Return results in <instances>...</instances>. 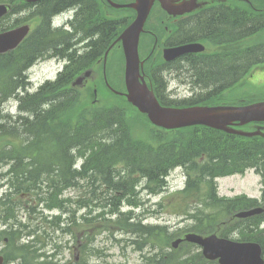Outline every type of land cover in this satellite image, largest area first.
Returning <instances> with one entry per match:
<instances>
[{
  "label": "trees",
  "instance_id": "trees-1",
  "mask_svg": "<svg viewBox=\"0 0 264 264\" xmlns=\"http://www.w3.org/2000/svg\"><path fill=\"white\" fill-rule=\"evenodd\" d=\"M254 10L260 12L256 13ZM229 13L227 19L216 18L211 25L219 31L227 30L230 41L249 37L264 28V0H255L253 9L249 6L238 9L231 7ZM234 22H242V27L233 30ZM106 24L107 22L104 25ZM207 26L208 24L203 27L204 31ZM103 28L101 26L102 32ZM48 36L51 41H46L48 38L39 33L33 42L32 34L16 50L5 56L0 55V102L6 97H17L24 89L26 81L23 71L26 65L33 61V47L38 42H43L44 46L37 45L36 51L46 52L53 49L54 54L64 56L65 47L62 46L67 41L65 32L52 30ZM103 50L99 48L92 52L98 55L102 54ZM233 51L236 49L231 53ZM244 54L236 58L230 57L228 61L230 84L243 68L246 70L250 68L251 58L258 55L262 57L259 60L264 61V42L246 48ZM244 56L249 58L243 61L241 58ZM89 65L71 64L68 72L60 74L55 81L45 83L33 94L21 96L19 98L21 115L16 117L19 118L16 121L18 123L8 130L13 132L10 135L12 140L5 143V149L0 148V154L9 157L16 155L33 157L32 155L37 154L39 155L37 158L41 160H50L57 154L55 161L50 165L54 164V171L58 170L59 173L54 174L53 179L60 183L66 179L62 175L63 162L67 160L69 170L73 172L74 158L86 156L82 168L92 177L91 188L87 192L90 193L89 196L94 197L96 189L100 186L102 201L110 207L97 216L104 220L106 212L115 213L117 218L108 222L131 232L135 236L132 242L138 249L143 248L145 244L160 246L161 237L154 233L151 227L141 225L139 221H129L131 215L122 213L118 202L125 199L136 203L137 199L134 197L137 195L138 185L151 187V191L158 192L165 186L164 177L169 169L175 166H182L188 172L186 187L178 194L179 202L182 201L178 211L186 218L200 220L188 229L212 230L216 228L214 220L219 222L222 217H229L233 212L248 209L256 204L255 200L244 196L231 199L218 197L214 178L242 173L246 168L254 167L262 175L264 183V137H241L208 127L192 126L170 132L162 130L153 132L152 138L156 143L134 138L127 124V107L124 102L116 104L115 107L105 108L79 104V99H75L76 89L70 86V82L77 73ZM214 67L199 69L201 81L206 86L213 84L217 73L222 75L225 68L220 64L216 68L217 72ZM154 76L158 87L161 80L156 74ZM114 87L121 89L118 85ZM71 107L79 109L75 120L67 117V111ZM4 117L5 114L0 108V128L5 126L2 122ZM166 134L170 136L167 137ZM29 162L33 163V159ZM33 165L38 166L36 162ZM29 168L32 169L21 167L22 174L30 176ZM72 175L68 174L71 179ZM97 175L99 177H96ZM94 180L98 181V186L94 184ZM203 184L208 185L207 191L201 188ZM262 200L264 201V190ZM192 202L206 203L207 206L197 205L193 213H190L189 206ZM205 209L208 212H205ZM209 219L210 222L207 223ZM262 220L264 213L245 219L243 235L259 241L264 247V235L257 236L254 230ZM171 238L170 235L164 237L167 245ZM161 254L160 261L158 258ZM152 258L158 259L157 264H183L182 261L173 262L175 258L165 251Z\"/></svg>",
  "mask_w": 264,
  "mask_h": 264
},
{
  "label": "flooded vegetation",
  "instance_id": "flooded-vegetation-1",
  "mask_svg": "<svg viewBox=\"0 0 264 264\" xmlns=\"http://www.w3.org/2000/svg\"><path fill=\"white\" fill-rule=\"evenodd\" d=\"M112 1L129 3L133 0ZM166 1L172 6H180L181 12L170 14L161 7L159 1L153 2L145 22V32L142 33L139 40L141 59H146L149 48L150 52L153 51L152 60L154 63L152 65L156 71L167 73L176 79L177 90L173 98L178 99L180 103H187L188 99L199 102V99L208 98L210 105L228 104L231 92L227 67L230 49L229 33L227 30L219 31L211 24L216 18L227 19L230 11L225 8H228V5L235 0ZM67 6L76 7L72 19L68 20L69 28H75L76 31L73 32L75 35L73 40L66 44L70 45L71 49L81 52L109 47L111 43L114 44L113 47H121L120 42H115L118 27L129 24L136 14L134 10H130L129 15L119 17L110 10L111 6L107 0H39L33 2V29L36 27L45 29L49 25L48 15L50 16L51 13L58 12ZM128 18L131 20L128 21ZM106 22L107 24L104 25ZM207 24V29L204 31L203 27ZM101 26L104 27L103 32ZM193 42L201 43L204 50L186 53L171 61H164L162 58L159 62L163 49ZM81 52H79L80 55L85 53ZM94 58L95 56L92 55L89 59L94 61ZM252 59L250 61L255 62L259 58ZM95 62L99 63L100 59ZM220 64L225 66L223 74L217 73L213 84L208 86L203 84L199 69L214 67V65L216 69ZM216 70L218 72V69ZM257 72L249 74L248 79L250 80L246 81L254 88V84L259 87L264 86V70L260 69ZM89 76L94 79L95 73L93 72ZM199 79L200 82H198ZM240 85L233 93L235 96H239L244 90L242 85L240 88ZM161 97L165 100L171 98L165 94ZM255 126H259V124L252 123L244 127L255 128ZM10 160L13 158L4 157V162L1 164L3 168L0 169L2 178L0 189V264H69V256L65 251L69 253L70 248L76 252L79 258L80 249L83 246L81 237L84 236L85 228L83 226L79 231L77 245L71 244L69 217H64V212L68 210L69 206L68 198L65 197L70 188L69 165L65 163L62 166V175L66 178L61 185L62 217L55 218L50 214L52 208H47L42 202L38 203L36 197H33V191H31L33 185L21 189L20 192L18 188L12 187L10 175L16 174L17 183L23 178H17L20 177L22 171L8 168L11 166ZM58 173V170L54 171L53 164L47 165L46 168L41 165L39 169L32 171L31 180L33 177L49 179L45 185H41L42 189H48L49 185L56 182L53 176ZM41 187L35 186L34 188L41 189ZM17 197H20L21 200H18ZM9 203L12 213L11 211L7 212L4 208V205ZM79 204L82 202L79 201ZM9 217L12 219H8ZM52 242L60 245L54 246ZM34 254L35 258H33ZM79 264L85 263L80 260Z\"/></svg>",
  "mask_w": 264,
  "mask_h": 264
},
{
  "label": "rangeland",
  "instance_id": "rangeland-1",
  "mask_svg": "<svg viewBox=\"0 0 264 264\" xmlns=\"http://www.w3.org/2000/svg\"><path fill=\"white\" fill-rule=\"evenodd\" d=\"M120 14H123L121 12H117ZM31 25V29L33 28V23L28 22ZM259 38L264 39V32L255 37L251 40H259ZM117 53V52H116ZM116 53L112 55L110 60L108 61V79L112 82L114 85H118V87L122 86V71H121V55L119 54L116 56ZM61 64H58L56 62L50 63V65H46L42 69V71L37 70L36 75H33L32 73V80L35 83V87L37 84H39L38 80L44 79L45 77H48L49 79H53L56 75L57 71L61 68ZM37 67V65L35 66ZM33 68V66H32ZM96 70L100 72V66L96 67ZM101 73V72H100ZM247 79L243 80L242 82V88L244 89L239 96H243L248 99H262L264 100V86L259 87V85L254 84L255 88L250 86V84L245 83ZM174 85V84H173ZM97 88V95L96 104H93L95 107L99 106H116L115 104H120V99L114 97L107 91H105V85L103 81L100 80L99 77H94L93 80L89 81L86 88L82 87L80 89H76L74 91L75 99H79V104L87 105L90 104V101H92L93 88ZM231 97H235L231 92ZM73 98V101H74ZM120 102V103H119ZM79 109L75 107L74 109L69 108L67 111V117L71 120H75ZM131 114L127 110V124L130 129V133L134 138L138 139H146L150 140L152 143H156L153 137V132H158V129L152 126H149L146 122V120L138 115L133 110L129 109ZM4 127L0 128V146L5 147V143L7 141H11V138L8 140V137L10 134H13V132H8L9 129H11L14 125V121H6L3 122ZM167 137L170 136V134H166ZM184 170L182 168L174 169L170 172L167 182H168V189H166L164 192L159 193L157 195L148 196L144 191H141L138 195V198L143 202L139 203L140 206L136 209V214L143 218V221L145 223H151V224H160V225H166L167 231L163 234V236L159 239L160 246L162 248H170V243L177 237H182L184 233H178L179 235L177 237L173 236V234L176 231L182 230L184 232L185 225L189 224L192 225L191 220L185 219L183 216L178 215L179 211L175 209L174 204L176 203V200H178V197L174 194L175 190L179 189L184 185ZM262 184L260 182V177L257 173H255L253 170H249L243 175H232V176H226V177H220L217 179V191L220 196H233L236 194L244 193L250 197H259L261 194ZM70 193V192H68ZM73 194V193H71ZM70 195V194H69ZM18 196V195H17ZM33 197H37L36 194L33 195ZM18 200H21L20 197H17ZM21 202V201H20ZM18 203V202H17ZM46 207H51V205H46ZM100 206H97L95 208H85L84 211H76L74 213L75 216H72V218H78L83 213L86 217H88L91 222L89 224H98L97 226H87L86 225V231L90 230L87 234L91 236H95V240L92 243L94 248L96 249L95 254H92V257L89 258L90 264H157V260L160 259L161 256L158 259L154 258H147L149 255H151L154 251H156V248H151L150 253H145V256H142V254L134 250L132 246L126 245L123 241H116L121 240L123 238H131L130 235L125 233H117L114 228L108 226V229H103L99 232L100 228L99 225L102 222V218L98 217L95 219L96 214L98 213ZM4 208H8L9 211L12 213L11 206H8V204L4 205ZM197 208V207H196ZM207 209H205V212ZM208 212V211H207ZM71 215V214H70ZM10 216V214H9ZM7 218V217H6ZM8 219H12V217H9ZM86 223V222H85ZM83 223V220L80 219V223L77 222L75 226H70L73 231H78L85 225ZM101 227V225H100ZM113 233V234H112ZM166 235L173 236L170 240L169 244L167 245L164 241V237ZM113 236H116V240ZM56 241V238H55ZM54 246H59V243L52 242ZM194 246L190 243H183L176 249L173 248L169 252L170 256L172 258H175L173 262L182 261L183 264H193L192 262L196 259L192 258L193 252H196V258L199 259V254L201 257L200 251L197 252L198 249L194 248ZM157 252V251H156ZM69 258H72L73 255L71 252L67 253ZM29 255V254H28ZM35 258V254L34 257Z\"/></svg>",
  "mask_w": 264,
  "mask_h": 264
},
{
  "label": "water",
  "instance_id": "water-1",
  "mask_svg": "<svg viewBox=\"0 0 264 264\" xmlns=\"http://www.w3.org/2000/svg\"><path fill=\"white\" fill-rule=\"evenodd\" d=\"M31 1V0H28ZM152 0H135L130 5L137 11L135 20L121 33L119 40L122 41L125 70L124 81L127 92L126 99L140 112L145 113L148 119L156 126L166 129H174L191 125H206L216 129L234 132L244 136L263 135L260 132H245L233 130L229 126L238 121V125L257 120L264 121V101L253 103L247 106H189V107H164L159 104L153 91H151L140 75V63L137 53V41L142 31L144 21L147 17ZM163 5L164 2L162 3ZM115 6H119L114 4ZM6 8L0 5V16ZM27 26L0 33V52L16 46L27 33ZM196 45H187L166 49L164 57L172 59L184 52L199 50ZM81 78L75 81L80 83ZM116 92V91H115ZM261 209L239 212L238 217H246L260 212ZM190 242L197 243L203 248V255L207 258H219L220 264H264L261 257V248L254 242L237 243L215 235L201 237L190 233L185 236ZM180 240H175L172 245L175 247Z\"/></svg>",
  "mask_w": 264,
  "mask_h": 264
},
{
  "label": "bare ground",
  "instance_id": "bare-ground-1",
  "mask_svg": "<svg viewBox=\"0 0 264 264\" xmlns=\"http://www.w3.org/2000/svg\"><path fill=\"white\" fill-rule=\"evenodd\" d=\"M242 22H234L233 23V30H236L237 28L239 29V28H241L242 27ZM32 66H33V64H28V65H26V67L24 68V69H33L32 68ZM20 67V66H19ZM19 67L17 68V69H19ZM2 103H6L7 102V99L5 98L3 101H1ZM5 119L4 120H11V119H14V116L10 113V112H8V111H6L5 113ZM14 159V158H13ZM20 161V160H19Z\"/></svg>",
  "mask_w": 264,
  "mask_h": 264
}]
</instances>
